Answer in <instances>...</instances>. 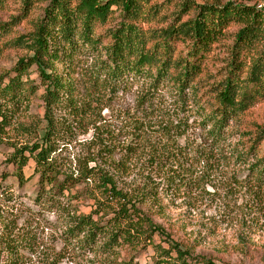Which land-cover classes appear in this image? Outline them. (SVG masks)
Listing matches in <instances>:
<instances>
[{"label":"trees","instance_id":"trees-1","mask_svg":"<svg viewBox=\"0 0 264 264\" xmlns=\"http://www.w3.org/2000/svg\"><path fill=\"white\" fill-rule=\"evenodd\" d=\"M8 1L19 4L20 15L0 22V56L9 48L25 55L0 72V149L11 150L5 163L19 186L29 181L23 170L33 163V205L54 215L67 250L99 264H139L137 256L147 249L154 253L152 264H227L182 248L141 210L147 194L123 190L118 179L144 159L145 170L174 193L195 192L204 190L213 172L233 164L238 169L230 187L264 211V126L240 127L253 97L264 90V8L192 0H0V9ZM165 5L174 12L159 16ZM34 9L40 12L29 31L10 39ZM230 24L238 30L225 76L206 90L202 63ZM33 68L39 85L29 79ZM40 88L42 135L34 123L16 122ZM132 88L137 100L124 112L129 139L115 145L102 125L103 103ZM88 127L97 149L70 158L63 149ZM86 202L90 212L80 213L78 204ZM0 205L35 216L5 189ZM9 224L0 242L11 257L7 264H16L22 243L29 245L14 239L15 224Z\"/></svg>","mask_w":264,"mask_h":264},{"label":"rangeland","instance_id":"rangeland-1","mask_svg":"<svg viewBox=\"0 0 264 264\" xmlns=\"http://www.w3.org/2000/svg\"><path fill=\"white\" fill-rule=\"evenodd\" d=\"M192 1L199 5H223L231 2L256 6L257 8L261 5L264 8V0ZM157 3L161 4L162 1L159 0ZM174 10L173 5H165L159 16L170 15ZM38 12L40 11L34 9L27 20L13 28L9 38L12 39L16 34L28 32L30 29L29 22L38 15ZM19 15V4L8 1L6 6L0 9V22H9L11 17ZM192 15L193 13L190 12V16ZM186 18L184 17L183 20ZM237 30L238 25L230 24L224 30V36L213 45L206 60L203 61L202 64L206 66V70L200 78L206 90L213 82H218L224 78L225 71L223 68L230 57V48ZM181 49L182 47L178 48V50ZM24 55V51L6 49L0 56V72L10 70L16 60ZM246 72L247 69L244 68V73L240 78H243ZM29 79L39 85L34 68L31 70ZM249 91L254 95L256 94L251 88ZM137 92V88H132L103 103L105 107L101 116L106 120L102 122V125L106 126L105 128L112 136V142L115 145H121L129 139L130 129L124 112L131 111L135 105ZM41 94L42 89L40 88L37 95L31 99L28 108L18 113L16 120V122L27 125L34 123L38 126L39 135H42V131L46 127L43 120ZM211 95L213 96L210 93L208 98L212 103ZM253 98L250 107L241 117L240 127L242 128L251 129L255 125L264 126V90ZM189 116L187 117L188 123H191L194 118ZM100 128L103 132L98 136H102L101 140H104L105 128ZM85 129L87 131L85 133L77 131V135L69 147L63 149V152L70 158L85 157L97 149L96 142H91L93 136L95 137L94 129L90 127ZM20 138L21 141L26 140ZM10 152L11 150L8 148L0 149V193L4 189L10 192L18 199V202L34 210L35 212L32 214L36 216L19 212L17 205H8L7 207L0 205V235L3 225L6 223L12 225L13 222L15 224L14 239L16 241L26 239L24 242L29 245V247H24L22 243L16 264H99L95 257L93 258L91 255L83 257L81 254L76 256L63 245L54 215L48 212L38 213L33 205L37 191V178L33 177V163L29 162L23 170L25 178H30L29 181L23 186H19L14 178L12 166L5 163ZM261 153H264V143L261 145ZM143 160L135 163L128 177H119L118 187L123 190H137L147 194L145 203L140 208L151 218L154 224L160 226L182 248L191 250L195 256H204L217 263L264 264V211L260 212V207L255 209L246 193L230 187L229 184L232 180L229 178L232 173H237L236 165L221 167L213 172L208 177L210 183L204 190L174 193L171 188L165 185L163 180L145 170ZM212 189L216 191L215 194H211ZM78 206L79 212L83 214H88L91 210V202L79 203ZM154 240L155 244L162 242L159 237H155ZM161 244L166 247L165 244ZM152 256H154L153 251L147 249L137 256L136 261L139 264H152ZM9 259L11 257L7 256L3 241H1L0 264H7Z\"/></svg>","mask_w":264,"mask_h":264},{"label":"built area","instance_id":"built-area-1","mask_svg":"<svg viewBox=\"0 0 264 264\" xmlns=\"http://www.w3.org/2000/svg\"><path fill=\"white\" fill-rule=\"evenodd\" d=\"M259 8H261L262 6L260 5V6H258Z\"/></svg>","mask_w":264,"mask_h":264}]
</instances>
